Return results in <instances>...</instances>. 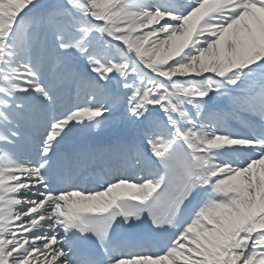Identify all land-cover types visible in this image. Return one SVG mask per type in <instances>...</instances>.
<instances>
[{
	"label": "snow or ice",
	"instance_id": "6c2138e0",
	"mask_svg": "<svg viewBox=\"0 0 264 264\" xmlns=\"http://www.w3.org/2000/svg\"><path fill=\"white\" fill-rule=\"evenodd\" d=\"M0 264H264V0H0Z\"/></svg>",
	"mask_w": 264,
	"mask_h": 264
}]
</instances>
